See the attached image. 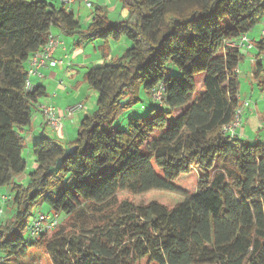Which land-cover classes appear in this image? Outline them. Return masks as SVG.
<instances>
[{
	"label": "trees",
	"instance_id": "1",
	"mask_svg": "<svg viewBox=\"0 0 264 264\" xmlns=\"http://www.w3.org/2000/svg\"><path fill=\"white\" fill-rule=\"evenodd\" d=\"M0 0V187H10L0 218V264L42 247L53 264H264V142L226 134L239 109L244 52L228 43L264 18V0H123L128 19L103 7L84 27L62 0ZM86 44L123 38L130 46L84 81L98 93L77 136L34 141L28 180L23 130L45 88L26 90L28 61L53 30ZM254 41L255 78H264V35ZM264 83V82H262ZM164 86L159 102L153 90ZM145 99L147 113L117 123ZM156 167L161 169L160 174ZM196 193L175 184L192 169ZM183 192L173 207L136 204L121 193ZM62 216L50 234L28 231L32 210ZM18 264V263H13Z\"/></svg>",
	"mask_w": 264,
	"mask_h": 264
},
{
	"label": "rangeland",
	"instance_id": "2",
	"mask_svg": "<svg viewBox=\"0 0 264 264\" xmlns=\"http://www.w3.org/2000/svg\"><path fill=\"white\" fill-rule=\"evenodd\" d=\"M50 3H54L56 6H60V2L58 0H46ZM93 6L89 7L83 0H75L70 6H67V9H73L74 13L76 15V18L80 20L81 24L84 27L88 26V22H92L93 18L95 17V11L96 8L99 6L103 7L105 12L107 13V17L110 22L117 23L123 20H126L129 18L130 13L128 8L124 5L123 0H93ZM264 29V18L261 23H259L251 32L250 36L254 41L260 40L261 32ZM74 39L73 37L68 38L69 41ZM102 44V39H97L95 41H90L87 44H84L83 48H88L87 54L94 53V46L96 45L98 47V53L99 56H101L102 52L99 49V46ZM130 46V41L126 38H123L121 41L115 42L113 41L112 44V51L109 56V59L106 63H112L117 58H119L126 48ZM110 49V48H107ZM245 52V51H243ZM249 52H252L253 54L257 55L256 49H253ZM251 61V58H249ZM245 61L243 59L241 68L242 72L240 75V97L241 101L244 103L245 101H249L250 107L249 109L251 111H254L257 119L259 120L258 123H255L256 117L253 118L254 120H249L246 125H244L247 129L252 130L253 136L247 137L242 133V129H239L240 137L243 139H246L250 142H257L261 141L264 142V78H262V82H259L257 78L254 76V72L256 69V66L254 69H252L251 62ZM93 66V65H91ZM92 91V90H91ZM94 98L91 97L90 94H87V97L89 99V105L85 108V114L90 115L94 112L96 109V103L98 99V93L95 92ZM152 102L151 100L145 99L141 104L137 105L132 110L126 111L123 113V115L120 117L117 123L120 124L122 129L128 128V123L130 120V117L135 116L137 114H140V109L143 107L144 110H142L141 114H145L148 112V110L151 108ZM248 108V107H246ZM245 112L243 111V122L245 120ZM248 114V113H247ZM243 126V127H244ZM254 126H257L258 129L253 130ZM56 138V137H55ZM76 138V137H75ZM250 138V139H248ZM66 144V143H65ZM33 142H28L24 151L23 156L27 161V171L28 174L31 170H33V162L35 161V156L33 152ZM157 171L161 174L162 171L158 167H156ZM198 182H199V173L194 168L191 170L190 173L183 174L179 179L175 180V184L180 187L185 193H196L198 190ZM119 198L121 200L128 199L133 201L136 204H146L152 201H158L168 207H173L179 202H182L185 199V194L183 192H169V191H162V190H154L145 194L141 195H132L129 193H121L119 194ZM9 206L11 202L8 203ZM8 205L5 208L4 215H9ZM50 208L47 204H41L39 206H36L32 210V216L29 218V223L33 220V217L38 214L40 211L43 212H49ZM25 240L31 244L35 241L34 238H31L28 231H26L24 235ZM13 263L18 264H53V261L47 252L46 249L42 247H36L33 245L28 246V251L24 255H20L17 257H14L10 261Z\"/></svg>",
	"mask_w": 264,
	"mask_h": 264
},
{
	"label": "crops",
	"instance_id": "3",
	"mask_svg": "<svg viewBox=\"0 0 264 264\" xmlns=\"http://www.w3.org/2000/svg\"><path fill=\"white\" fill-rule=\"evenodd\" d=\"M70 10L74 12L73 9ZM88 23H90V21ZM56 31L60 32L59 30ZM63 37L64 44L56 53V58L63 59V63L58 64L53 68L42 69L41 72L43 76H32L30 80L34 85L45 88L46 95L41 97L39 102L51 104L59 111H64L65 108L77 103H83L84 108L71 117H64L62 120L63 127L58 132H54L48 126L43 113L35 109L33 112L31 125L22 131L23 135L26 137L27 143L30 141H35L44 134L51 136L61 143H68L75 139L79 125L82 119L87 115L85 114V108L89 105L87 94H90L91 92L90 95L93 98L96 94V91L84 81V76L91 68L107 62L112 51L113 41L107 43V45L110 47V49H107L104 41L102 40V44L99 46L102 54L99 56L98 47L96 45L94 46V53L87 54L88 48H83V43H76V39L69 41L64 35ZM244 54L245 61H250L249 58H251V66L252 69H254L257 56L249 51H245ZM241 64L238 68L239 74L242 72ZM239 99L241 101L240 95ZM242 103L243 102L241 101V104ZM256 110L254 111L256 112ZM254 111H251L249 107L244 109V112L246 113L244 116L245 120L242 125V128L244 129H241L242 133L246 135V139L249 136L252 137L254 133L252 130L247 129L244 126L247 124V122H249V120H254L253 118L256 117ZM258 122L259 120L256 117L255 123ZM256 129H258L257 126H254L253 130ZM32 167V169L36 167L35 161L33 162ZM28 174L25 173L22 177L18 178L17 181L26 182L28 180ZM2 190L12 195L10 187H2Z\"/></svg>",
	"mask_w": 264,
	"mask_h": 264
},
{
	"label": "built area",
	"instance_id": "4",
	"mask_svg": "<svg viewBox=\"0 0 264 264\" xmlns=\"http://www.w3.org/2000/svg\"><path fill=\"white\" fill-rule=\"evenodd\" d=\"M75 0H62L61 2L67 8ZM89 7L93 6V0H83ZM70 10V9H68ZM264 35V29L262 30ZM64 44V37L60 32L53 30L49 33L47 43L37 52H35L28 61L26 80V90L33 92L36 89L30 78L32 76H43L41 70L44 68H53L58 64L63 63V59L56 58L57 51ZM230 46L240 49L241 51H251L254 49V44L248 34H243L237 40L228 43ZM238 71V70H237ZM239 73V71H238ZM165 87L160 86L153 90V97L155 100L162 102L164 99ZM246 107H250L249 101H245L239 109L235 112L233 121L224 126L223 130L226 134L236 138L240 136L239 129L243 125V111ZM84 108L83 103H77L59 111L57 108L48 103L36 102V109L41 111L46 118L48 126L54 131L58 132L63 127V118L71 117ZM12 200V195L4 192L0 187V218L4 216V211L8 203ZM62 216L52 212L40 211L33 217V220L28 225L29 234L38 238L41 235L50 234L56 227L62 223Z\"/></svg>",
	"mask_w": 264,
	"mask_h": 264
}]
</instances>
